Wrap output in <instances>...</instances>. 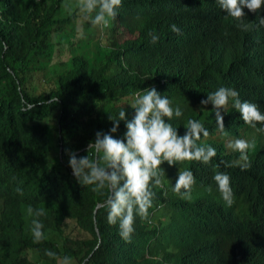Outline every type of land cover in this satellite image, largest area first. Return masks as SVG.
Here are the masks:
<instances>
[{"label":"trees","instance_id":"16d2710c","mask_svg":"<svg viewBox=\"0 0 264 264\" xmlns=\"http://www.w3.org/2000/svg\"><path fill=\"white\" fill-rule=\"evenodd\" d=\"M64 2L0 0V264H57L46 250L76 264H264V250L255 249L264 245V153L250 151L247 170L215 168L239 153L217 133L212 105L200 112V101L220 87L264 110V67L255 61L256 40H245L251 24L242 30L216 0H122L106 28L86 24L87 40L74 41L80 17L62 14ZM243 12V22L264 18L263 7ZM173 24L181 35L170 31ZM150 31L159 36L155 44ZM46 66L52 76L37 79ZM151 87L181 107L183 115L170 121L178 135L188 119L200 120L210 136L199 143L217 155L208 164L163 163L165 179L152 189L148 219L135 216L125 242L107 209L97 208L107 191L80 185L67 152L86 155L95 134L109 133L124 109L114 134L121 138L134 115V93ZM225 112L228 138L259 134L231 106ZM185 167L196 179L191 201L172 190ZM216 171L230 176L231 207L216 190ZM27 205L47 209L39 218L46 237L40 243L30 234Z\"/></svg>","mask_w":264,"mask_h":264},{"label":"clouds","instance_id":"9594fccd","mask_svg":"<svg viewBox=\"0 0 264 264\" xmlns=\"http://www.w3.org/2000/svg\"><path fill=\"white\" fill-rule=\"evenodd\" d=\"M121 3L122 0H75L74 3L69 0L64 4V9L69 15L78 12V31L83 36L86 24L106 28L118 15L117 9ZM216 3L228 17L240 21L237 26L242 30L247 31V24H251L252 38L246 36L245 40L250 44L256 40L255 61L258 67H264V37H259L260 33L264 32V18L251 22L246 18L243 22V9L247 8L249 12L256 13L261 7L264 8V0H216ZM256 21L259 22L258 27ZM170 31L176 35L182 34L175 24L171 25ZM148 36L152 44L159 40V36L154 32L150 31ZM209 104L215 113L217 133L227 138L225 147L239 153L238 159L231 162L220 161L215 168L219 169L223 165L225 168L239 167L241 170H247L251 167L249 152L260 149L264 153V110L261 111L255 103L242 102L238 91L231 87H220L209 93L206 99L200 101V112H207L205 108ZM229 106L239 113L245 125L259 133L261 145L256 146L255 136L251 139L228 138L229 133L225 129L221 111L226 113L225 110ZM130 107L134 110V115L131 120L126 121V131L121 138H115L114 134L117 133L120 122L126 119L124 109L118 113L115 120L109 118L112 122L109 133L95 134L94 141L88 143L86 155L78 158L74 151L67 152L68 166L80 185L93 186L92 191L97 193L107 191L102 206L107 209L108 222L118 224L119 235L125 242H131L135 216L148 219V210L153 206L155 196L152 189L160 186L165 179V171L161 167L163 163L166 162L169 166L192 161L208 164L217 155L215 148L199 143L202 137L210 136L209 130L200 120L188 119L184 126L185 134L178 135L177 128L173 127L170 121L181 117L183 111L179 105L173 106V101L167 95L158 93L155 87L137 90ZM213 181L224 204L231 207L235 196L230 186V176L225 172L216 171ZM195 184L193 172L185 167L178 169V178L172 190L181 199L191 201ZM15 191L23 195L21 187L17 186ZM207 191H212L211 186ZM46 210L34 208L32 205L26 206V215L32 218L29 231L34 243H40L46 238L44 224L39 219L46 214ZM255 249L264 250V245ZM44 255L55 259L57 264H72L70 257L61 258L51 250H46Z\"/></svg>","mask_w":264,"mask_h":264},{"label":"rangeland","instance_id":"374dc122","mask_svg":"<svg viewBox=\"0 0 264 264\" xmlns=\"http://www.w3.org/2000/svg\"><path fill=\"white\" fill-rule=\"evenodd\" d=\"M67 2H69V0H65V2L63 3L62 10H61V13H62V14H67V12H66L65 9H64V4L67 3ZM71 2L74 3L75 0H71ZM77 25L80 27V22H78ZM84 28H85V26H84ZM94 29H95V27H94ZM99 31H100V30H99ZM77 33H78V34H77ZM77 33H76V31H75V34H76V35H75V40H74V41L87 40V36H86V33H85V32H84L83 36H81V35L79 34V31H77ZM92 39L94 40L95 38L92 37ZM91 50H92V51L95 50V45L91 47ZM35 75L37 76V79H38V78H42V76H43L45 79H48V78H50V77L52 76V73H51V71H50V68H49L48 66H46L42 71H37ZM42 79H43V78H42ZM253 136H254V135H253ZM253 136H251L249 139H251ZM255 138H256V146L261 145V144H262V139H261L260 135L258 134L257 136H255ZM225 142H226V140H225ZM74 235H77V234L74 233ZM72 264H76V262H72Z\"/></svg>","mask_w":264,"mask_h":264},{"label":"water","instance_id":"95a60500","mask_svg":"<svg viewBox=\"0 0 264 264\" xmlns=\"http://www.w3.org/2000/svg\"><path fill=\"white\" fill-rule=\"evenodd\" d=\"M102 205L101 204H99L98 206H97V208H99V207H101ZM96 229V231H97V228H95ZM97 235H98V237H99V234H98V232H97Z\"/></svg>","mask_w":264,"mask_h":264}]
</instances>
